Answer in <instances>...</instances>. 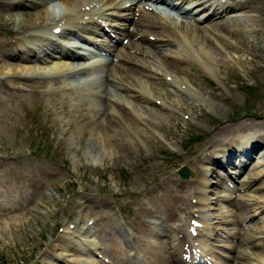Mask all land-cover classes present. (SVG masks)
Wrapping results in <instances>:
<instances>
[{
	"label": "rangeland",
	"instance_id": "rangeland-1",
	"mask_svg": "<svg viewBox=\"0 0 264 264\" xmlns=\"http://www.w3.org/2000/svg\"><path fill=\"white\" fill-rule=\"evenodd\" d=\"M137 1L133 12L139 16L142 0H117L123 5ZM0 5V264H188L183 253L175 255L176 262L173 251L190 244L186 255L191 250L198 264H264V0H247L245 7L219 17L243 21L230 31H217L219 39L208 40L211 33L205 31L216 18L195 24L200 34L192 44L196 55L187 52L190 60L178 64L176 77L167 74L165 54L153 58L127 41L115 42L123 54H133L137 63L127 66L133 69L127 78L134 77L129 81H138L150 99L140 95L138 86L130 85L126 93L118 88L119 81L130 83L118 80L123 70L117 66L105 110L118 114L106 121L108 128L77 93H62L60 83L34 77L63 73L59 62L75 60L63 56L64 50L75 48L87 55L78 60L90 72L67 70L64 80L101 94L100 83L90 85L95 72L103 71L95 61L106 54L103 43L119 39L122 30L113 26L133 29L132 20L111 15L95 0L90 18H84L101 24L100 36L92 23L89 31L76 27L75 33L70 27L52 35L56 20L50 19L46 32L31 29L26 46L14 51L18 23L30 30L43 11L50 8L60 18L67 9L60 0H0ZM159 31L150 36L161 43L168 35ZM38 34H46L48 41L54 37L47 54H36ZM203 38L212 47L207 53L198 44ZM4 51L9 55L3 56ZM30 56L41 59L30 63L38 68L36 74L10 70L13 63L28 67L23 59ZM128 126L137 135L129 137ZM247 137L263 141L252 160L234 157L238 168L220 167L212 144L221 139L225 148H234ZM183 167L192 172L187 179L180 176ZM228 169L236 172L230 177ZM204 181L214 186L207 197L219 199L220 205L197 204L195 192ZM178 224L183 225L175 230ZM193 227L199 235L192 238Z\"/></svg>",
	"mask_w": 264,
	"mask_h": 264
},
{
	"label": "bare ground",
	"instance_id": "bare-ground-1",
	"mask_svg": "<svg viewBox=\"0 0 264 264\" xmlns=\"http://www.w3.org/2000/svg\"><path fill=\"white\" fill-rule=\"evenodd\" d=\"M60 1L65 4V8L67 9L66 12L63 11L64 14L60 18H56V16L51 13L52 10L50 11V8H49L48 10L43 11L39 15H37L38 13L35 14L37 16L35 17L34 22L31 23V26H29L30 30H26V29L24 30L23 27H22L23 25H20L19 23L17 24V26H15L16 27L15 28V32L16 33H15V40H14V43H15L14 46L15 47H13L14 51H16L19 47H24V45L26 46V44H25L26 37L25 36H29L30 32H28V31L35 30V31L46 32L45 29L50 28V27H48L50 25V23H48V21H50V19L56 20L55 21L56 24L51 26V30H53L51 32L52 35H55V29L57 27H62V29H66V28H70L71 27V29H72L71 31L72 32H74V31L77 32L78 29H83V28H86L89 31L90 29L87 26L89 24H91V23L94 24V26L96 28L95 30H92V31L93 32H98L96 30L100 29L98 26H101V24H99L98 21H95L93 19L92 20H86V18H84V16H88V13H90L93 10V8H95V6L92 5V3L95 0H60ZM100 1L103 2V5L105 7H107V9L111 10V12H110L111 15H113L115 17L120 16V17H122L121 19L123 21L132 20V22H133V27H135L133 29H131L132 27L123 28L120 25H118V26L114 25L113 26L116 29L122 30L119 33V36H118L119 39H117L118 42H122L123 43V42L127 41V44L131 48H135V50H137L138 52H147V54L149 56H152L153 58H159V56H161L162 54H165V56H164L165 57L164 58V60H165L164 64L167 67V69H166L167 70V74L168 75H173L174 77H176V75H178V73H177L178 70H176L178 68L177 67L178 64L186 63V62H188L190 60V58H189L190 56H189V54L187 52H189V53H191L193 55H196V52H195V49H194V45H192V44L194 43L195 40H198L197 36L199 37L200 34L197 33V28L195 27V24H198L199 22H202V20H207V19L212 20V19L216 18V21L214 22L215 24H213L210 29H205V31L208 32V33H211V38L210 39L208 38V40L219 39L220 34L217 33V31L218 32H220V31H230L232 29L231 27H234L235 25H240L241 22H243L241 20V18L238 17V16L229 15L226 18H224L222 21H218L219 17H221L224 13L230 12V10H233L235 8L237 9V8H240V7H245L247 5V0H240L236 4L229 3L230 0H142V3H143L142 7L144 8V11L140 12V14H139L140 17H139L137 13L133 12L134 8L139 6L138 5V4H140L139 1L133 2V3L129 4V5L120 4V3L117 2V0H100ZM20 3H23V2L20 1ZM44 4L39 3L38 5H44ZM20 5H18V6H20ZM23 5H24V3H23ZM35 5H37V4H35ZM82 5H83V7H85L87 5V6L90 7V9L89 10L86 9V8L82 9L83 8ZM5 9H7V8H5ZM117 9H120V12L116 11ZM173 11L177 12L179 14V16H178V14L173 13ZM193 12H195L196 14L202 13L201 17H203L204 19H201L199 17L198 18L195 17L196 14H194ZM27 15L28 14H26V12H23V14H22V16H25V17H27ZM29 15H31V14H29ZM3 16H4V14H3ZM178 17H179V19H178ZM88 18H90V17L88 16ZM8 20H7V22H8ZM17 20L19 22H21L20 19H17ZM195 22H197V23H195ZM68 24L69 25H73V26L66 27V25H68ZM29 25H30V23H29ZM76 27L78 29H73V28H76ZM157 29H160L159 32H162L163 34L168 35V37L166 39H161L160 40L161 43L158 40H156L155 38H152V36H150L151 33L153 31H157ZM38 35L41 37V39L39 40L40 43H34L36 45V47H37V51H36L37 53L36 54H38L39 52H46V54H47L48 50L50 49L48 47V42L50 40L53 41L54 37L49 38V41H48V39H47L48 36L46 34H38ZM134 37L139 39V40H144L145 42H148L147 46L144 45V44L136 43L135 41H133ZM127 38H129V39H127ZM176 40L181 41L183 43V45H185V49L187 51H183V49H178ZM208 40H207V38H206V40L203 38V39H200V42L198 43L200 45V49H201L202 53H207V51L212 48L211 44H208ZM70 44H72V43H70ZM103 45L105 46L104 48L108 49L107 50L108 52L106 53V55L104 57H102V59L99 58L98 59L99 61H97V62H101L102 63L101 65L103 66V71L102 72H95L96 73L95 74V78L93 76L91 78L92 80L90 81L91 82L90 85H95V83L96 84L100 83L99 86H101V89H100V92H102L101 94H98L96 92H92V91H89V90L86 91L85 89L87 87L85 89H82V88L76 87L75 85L74 86H69L68 83H67V80H64V78L65 79L67 78V72L70 71V70H73L72 73H71L73 75L76 74V73H83L84 71L85 72H90V67H88V66H80L79 63H82V61H79L78 59L84 58V57H83L81 52H77V51L75 52V55L73 57L75 59L73 61V63H71L70 65H67V64H65L66 62H63V65L60 68V69H63V73L52 75V78L50 76L42 73V77H38L36 75L34 78L38 79V80H42V79L46 78L50 82L60 83L61 92L62 93H67L68 91H70L71 93H77L76 96H77L78 99H80L81 103L83 105L87 106L89 112L95 113L96 116L103 117V119H104L103 120V124H104L103 127L104 128H108V123L106 121L108 119L109 120L110 119L111 120H115L116 119V115L118 114L117 112H110L107 108L105 110V106H106L105 101L109 100V98H111V96L113 95L112 89H111L112 92L110 91V84L112 85V82H113L112 78L118 79V76H116V67L118 66L119 68H121V70H123L121 72V74L119 75V79L118 80H127V82L130 79L131 80H135V79H133L134 77H131L130 79L127 78V77H130V74L133 71V69H129V68H127V66L130 65V64H133V63L136 64L137 61L135 60L133 54H131V53L123 54L122 53L123 50L121 48H119V46H116V44L115 45L114 44L111 45L110 43L105 42V44H103ZM30 46H31V44H30ZM166 46H168V47H166ZM160 47L169 48L170 50H169V52H168V50H163L162 52H159V49H161ZM26 51H28V45L26 47ZM66 53L68 54L66 56L69 57L70 54L72 53V51L68 50ZM2 54H3V56H8L9 55L6 51H4ZM37 57L38 56H34V57L30 56V57H27V58L23 59V61H25V63L29 62V64H27L28 67H26V66H24V65H22L20 63H13L12 64V68L11 69L9 68V69L14 71V74H15V71L17 73V72H20V70L21 71L22 70L33 71L35 73L36 72L35 69H38V68H36L34 65L31 66L30 63L31 64L32 63L38 64L41 61V59H37L36 60ZM13 58H15V56ZM60 63L61 62H59V64ZM65 71H67V72H65ZM33 72L30 73V74H34ZM14 74H10V75H14ZM7 75H5V76H7ZM131 76H133V75H131ZM25 78H28V76H25ZM54 78L57 81L58 80L59 81L58 82L54 81ZM13 79H15V78H13ZM104 79H105V81H104ZM95 80H98V81H95ZM181 80H189V79L188 78H181ZM121 82L120 81L118 82L119 83V85H117L118 88H121L124 91L125 90L129 91V89L132 88L130 85L138 86L139 91L142 90L140 92V95L150 99L149 98L150 96L147 95L144 92L145 90H143V87L139 83H137L138 81L136 83H134V82L131 83V81H129L130 84H126L124 86L122 84H120ZM182 83H185V82H182ZM186 83H187V81H186ZM50 87H48V88H50ZM93 88H95V87H93ZM57 92L58 91H56V93ZM125 93H126V91H125ZM63 96H64V94H63ZM124 96L126 97V96H128V94H126ZM67 102H69V101H67ZM97 108H98V110L96 111ZM109 108H110V106H109ZM84 109H86V108H84ZM97 114H99V115H97ZM111 122H113V121H111ZM127 125H128V123H127ZM129 126H130V124H129ZM129 126H128V129H129V131H131L130 132L131 134L129 133L128 136L129 137H133V135H137L135 133V131ZM217 136H221V133H218ZM247 138H249V137H247ZM244 139H246V137ZM220 140L221 139H219L218 141L214 142L212 144V146L213 147L216 146V150H218L217 153L222 154L223 159L228 160L227 162L232 164L231 161H233L232 159H233L234 155H232V157H231L232 159L229 160L228 151L230 149L229 148H225L223 143ZM251 140H254V139L249 138V140L246 141V142H244V141L243 142H239L233 148V149L236 150V151H234V153L236 155L239 154V155H237V157L238 158H242V157L245 158L247 160L246 162H248V160H251L253 151L256 150V147L254 148V144H250L249 145ZM114 142H115V140H112V142H110V144H112ZM209 183L210 182H208V181H204V183L200 182V184H198V188L199 189L196 190V192H195L196 193L195 197L197 198V204H199L201 207H204V206H210V207L214 206V207H216L217 205H220V203H219L220 200L219 199H217L216 202H212L213 198L207 197L208 196V194H207L208 193V188L210 190L212 188H214L213 184H212V186L211 185L209 186ZM183 206H185V205H183ZM174 208L175 207H173V209ZM179 209H180V207H179ZM220 209H222L221 206H220ZM184 212L188 216V214L191 211H189V209H187V211L185 210ZM171 213H172V211H171ZM182 225L178 224L177 226H175V230L179 229L180 227H182ZM156 228H157V226H156ZM160 228H163V227H160ZM145 229H146V227H145ZM149 232L151 233V231H149ZM198 233H199V231H198ZM190 234H191V232H190ZM190 236H192V238L195 237V236H193V234H191ZM185 238H182V239H185ZM137 240H138V238H137ZM160 248H161V246H160ZM175 248L176 249H174V251H173V253H174L173 254V258H175L176 262H179L178 258H176L175 255L178 254V256H179L180 253L184 254V253L188 252L187 251L188 248H192V247H191V244H190V245H188V248L182 247L181 245H179L178 247H175ZM257 257L259 258V256H257ZM151 261H152V259H151Z\"/></svg>",
	"mask_w": 264,
	"mask_h": 264
},
{
	"label": "water",
	"instance_id": "water-1",
	"mask_svg": "<svg viewBox=\"0 0 264 264\" xmlns=\"http://www.w3.org/2000/svg\"><path fill=\"white\" fill-rule=\"evenodd\" d=\"M180 175L183 178H188L190 176V174H192L191 170L187 167H183L180 171Z\"/></svg>",
	"mask_w": 264,
	"mask_h": 264
}]
</instances>
